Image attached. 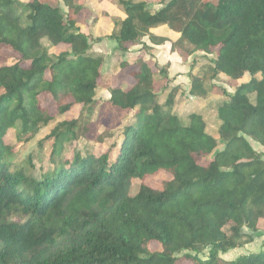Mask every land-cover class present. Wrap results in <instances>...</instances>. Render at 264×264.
<instances>
[{
  "label": "trees",
  "instance_id": "1",
  "mask_svg": "<svg viewBox=\"0 0 264 264\" xmlns=\"http://www.w3.org/2000/svg\"><path fill=\"white\" fill-rule=\"evenodd\" d=\"M116 1L126 16L104 38L122 56L163 24L215 55L187 92L221 96L207 104L218 137L202 113L173 110L179 85L150 55L122 58L97 106L111 112L106 150L69 147L99 121L103 57L80 31L83 0H27L19 12L0 0V264H264V247L220 257L264 235V159L247 140L264 147V0ZM220 73L251 77L228 95ZM51 124L35 177L15 150ZM162 173L159 187L147 182Z\"/></svg>",
  "mask_w": 264,
  "mask_h": 264
},
{
  "label": "rangeland",
  "instance_id": "2",
  "mask_svg": "<svg viewBox=\"0 0 264 264\" xmlns=\"http://www.w3.org/2000/svg\"><path fill=\"white\" fill-rule=\"evenodd\" d=\"M26 1L27 0H14V6L17 8V12L21 10L20 4ZM61 6L64 11L67 10L63 2H61ZM83 7L78 21L80 31L90 38V51L93 54L103 57L102 82L96 90L94 97L96 106L92 112L93 114L90 116L95 121L99 116V121L91 127V130L87 134L88 139L80 137L70 142L68 145L69 147L72 145L75 146L77 150L81 151L94 150L96 152H103L106 150L112 141L110 138L111 136H109L110 133L106 131L108 128H105L109 125L111 112H109L108 108L106 110H98L99 107L97 106L101 101L109 98L108 87L118 81L117 76L122 69L120 66L122 58L131 63L137 56L148 58L150 55L155 58L158 65L167 70V75L170 79V88L179 85L173 110L181 116L183 121H186L189 112L196 111L202 113L205 119L206 131L214 137H218L219 120L216 117V112L213 107H208L207 104L221 96L211 92L208 93L205 98L199 100L187 92L191 75H200L202 68L212 64L211 60L215 58L213 53L195 50L192 45H189L180 38L179 33L173 32L168 28V33L161 31L160 34L153 35V40L147 35L141 37V42L130 46L129 51L125 56H122L116 48V43L113 40L104 38V36L109 35L112 30L117 27L116 22L118 23L121 17L125 15L123 7L118 4L116 0H83ZM157 7L158 6H155L154 8ZM85 16L90 17L87 24L84 21ZM96 38L104 39L95 41ZM42 43L45 46H49L46 39H42ZM143 43L147 47H143ZM64 47V45H61L56 48V50H62ZM257 76L260 77V75ZM250 77L248 73H245L239 79H230L220 73L213 82L225 88L228 95H232L235 87L240 83L247 82ZM165 95L166 93L161 96V100L164 99ZM102 121L106 123L105 126H103ZM52 126L53 124L42 128L28 142L17 144L14 161L23 165L27 170L32 171L35 177L39 176V167L46 161L50 149L48 146L49 141H47V145L44 146L38 144L39 141L44 140L45 136L49 134ZM247 140L257 152L262 154L264 159V147L250 138H247ZM5 141L9 144L16 143V134L12 129L6 134ZM218 147L220 148L222 146L219 145ZM165 176L166 175L163 173L161 176H150L147 182L153 187H159L160 178ZM136 187L137 183L133 182L130 191L131 194L135 193ZM262 247H264V235L262 233H257L253 236L252 242L247 243L241 249L229 250L227 253L220 254V257L224 260H232L238 254L257 252ZM199 256L205 259L208 256V249L203 250Z\"/></svg>",
  "mask_w": 264,
  "mask_h": 264
},
{
  "label": "crops",
  "instance_id": "3",
  "mask_svg": "<svg viewBox=\"0 0 264 264\" xmlns=\"http://www.w3.org/2000/svg\"><path fill=\"white\" fill-rule=\"evenodd\" d=\"M126 16V14L123 16V17H121V19H123L124 17ZM168 25H166V24H163V25H158V26H155V27H152V28H150L149 29V32H150V34H152V35H155V34H160L161 33V31H165V32H167L168 33ZM170 29V28H169ZM171 30V29H170ZM173 31V30H172ZM173 32H176V31H173ZM176 33H178V32H176ZM180 34V33H179ZM179 83V82H178ZM263 248V247H262ZM238 249H241V248H238ZM261 249V248H260ZM236 250V249H235Z\"/></svg>",
  "mask_w": 264,
  "mask_h": 264
}]
</instances>
